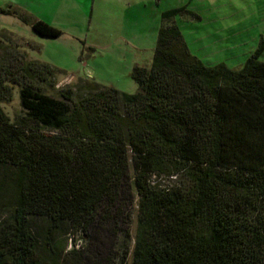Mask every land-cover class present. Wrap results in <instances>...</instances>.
Returning a JSON list of instances; mask_svg holds the SVG:
<instances>
[{
    "label": "trees",
    "instance_id": "obj_1",
    "mask_svg": "<svg viewBox=\"0 0 264 264\" xmlns=\"http://www.w3.org/2000/svg\"><path fill=\"white\" fill-rule=\"evenodd\" d=\"M183 12L161 13L132 95L90 79L48 95L60 71L0 38V103L16 87L21 107L0 108V264H264L263 46L207 67Z\"/></svg>",
    "mask_w": 264,
    "mask_h": 264
},
{
    "label": "rangeland",
    "instance_id": "obj_2",
    "mask_svg": "<svg viewBox=\"0 0 264 264\" xmlns=\"http://www.w3.org/2000/svg\"><path fill=\"white\" fill-rule=\"evenodd\" d=\"M0 38L20 45L31 60L60 71L48 95L78 79H90L126 94L138 89L130 77L134 66L149 68L162 12L184 9L174 17L189 52L205 66L224 64L238 71L259 45L264 62V0H0ZM32 20L59 30L58 38L35 34ZM12 121L21 113L18 89L0 103ZM161 186L166 181L159 180ZM131 195H133L131 191ZM133 209V210H132ZM128 229L134 235L135 206ZM67 243L80 236H68ZM70 246H68L69 249Z\"/></svg>",
    "mask_w": 264,
    "mask_h": 264
}]
</instances>
